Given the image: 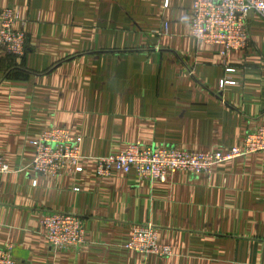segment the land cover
Returning a JSON list of instances; mask_svg holds the SVG:
<instances>
[{
    "label": "crops",
    "instance_id": "1",
    "mask_svg": "<svg viewBox=\"0 0 264 264\" xmlns=\"http://www.w3.org/2000/svg\"><path fill=\"white\" fill-rule=\"evenodd\" d=\"M193 1L0 0L25 33L22 55L0 49V247L16 264H264V151L163 183L95 173L130 143L228 150L264 125V19L249 11L248 47L224 54L191 36ZM51 126L80 138L81 172L31 170ZM50 212L82 219L81 247L48 244ZM144 223L170 255L124 247Z\"/></svg>",
    "mask_w": 264,
    "mask_h": 264
},
{
    "label": "built area",
    "instance_id": "2",
    "mask_svg": "<svg viewBox=\"0 0 264 264\" xmlns=\"http://www.w3.org/2000/svg\"><path fill=\"white\" fill-rule=\"evenodd\" d=\"M167 4V3H166ZM254 11L264 19V0H194L191 11V36L196 43L220 45L222 53L245 50L250 41L246 15ZM19 13L10 7L0 9V49L7 54L24 53L25 33L14 29ZM233 72V68H227ZM225 78L220 86L233 83ZM34 155L29 164L39 174L62 175L82 171L80 138L61 127L51 126L32 138ZM264 151V125L246 134L240 145L228 150L191 151L166 145L130 143L124 149L95 157V173L108 177L114 172L133 176L138 181L165 182L175 171L209 173L212 167L234 157ZM9 165L0 157V176ZM77 190V189H75ZM47 242L54 248H79L84 244V224L71 213L50 212L42 217ZM124 247L143 255H170L171 249L160 244L150 223L135 224ZM12 246L0 247V264H16Z\"/></svg>",
    "mask_w": 264,
    "mask_h": 264
},
{
    "label": "rangeland",
    "instance_id": "3",
    "mask_svg": "<svg viewBox=\"0 0 264 264\" xmlns=\"http://www.w3.org/2000/svg\"><path fill=\"white\" fill-rule=\"evenodd\" d=\"M83 238H84V236H83ZM81 247V246H80Z\"/></svg>",
    "mask_w": 264,
    "mask_h": 264
}]
</instances>
